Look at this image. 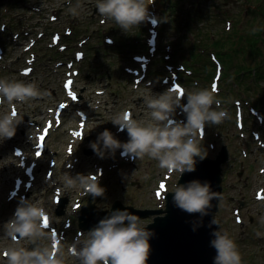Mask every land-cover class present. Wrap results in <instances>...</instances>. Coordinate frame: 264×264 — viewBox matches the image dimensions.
I'll use <instances>...</instances> for the list:
<instances>
[{
  "label": "rangeland",
  "instance_id": "1",
  "mask_svg": "<svg viewBox=\"0 0 264 264\" xmlns=\"http://www.w3.org/2000/svg\"><path fill=\"white\" fill-rule=\"evenodd\" d=\"M80 3V14L74 17L68 11L67 0H0V43L4 48L0 59V78L35 83L47 93L27 104H15L22 122L13 138L0 141V264H6L2 253L12 246V242L4 237L3 225L14 216L22 199L45 210L50 226L47 231H59L58 241L65 252L79 232L86 235L89 231L79 228L77 217L81 210L79 205L87 204L90 196L85 195L83 189H65L62 183L65 172L73 177L90 173L100 175V186L106 191L104 196L93 199V202L97 199L99 209L111 208L116 199L135 208L164 207L162 194L158 196L157 193L173 191L179 173L167 174L148 157L142 161L123 157L119 154L121 149H117L114 155L107 152L104 158H100L90 145L106 129L122 143L127 142L128 134L119 132L111 122L115 114L130 108L134 119H150L144 97L169 89L161 81L163 76L170 75L165 63L172 64L173 57L181 56V60H186L192 51L204 55L210 51L228 54L227 58L222 56L225 60L221 63L222 75L217 79L216 98L222 101L221 107L228 112L229 118L218 126L205 127L201 148L207 156L215 157L223 145L228 147L230 158L223 165V198L218 216L223 230L237 244L242 264H264V226L259 223L264 217V201L255 197L258 189H264V80L257 79L255 71L246 74L243 84L240 79L236 80L244 66L255 69L257 60L263 61L264 0H154L149 5V15H157L159 23L154 25L146 20L129 33L121 30L114 21H103L98 14L96 0H80ZM67 29L71 30V39L76 42L91 38L89 41L95 49L93 55L88 54L76 66L80 68V74L74 88L81 91L82 99L69 104L63 112V123L60 120L55 123L57 128L50 131L40 155H37L36 136L42 132L45 120H53L49 109L70 101L62 88L68 67L66 63L58 62L73 59L79 44L67 41L64 36ZM60 31L63 34L61 41L67 45L66 51L58 50L51 42L53 35ZM110 34L117 42L110 44L112 50L105 51L102 49L106 46L104 40ZM153 34L157 37V49L155 55H151L153 62L159 57L158 48L167 56L160 64L163 76H157V67L150 68L147 77L137 84L135 76L129 74L126 67H134L131 61L133 54L148 53L144 45ZM30 37L35 39L34 45L29 46ZM252 41L261 49V54L250 55L256 47L249 49ZM200 45H205V48ZM236 47L239 52H234ZM84 49L87 50V44ZM198 58L202 60L205 57ZM232 62L234 65L230 67ZM189 64L196 72L184 81L187 91L211 89L213 74L208 78L203 70L198 71L193 61ZM28 65L33 66V71L30 75H23L21 70ZM208 67L214 68L212 64ZM252 75L256 77V82L252 81ZM247 84H251L252 88H246ZM254 103L257 116L250 110ZM5 109L9 111L11 106L6 101L0 102V115L6 112ZM78 109L88 112L84 138L73 133L79 127ZM237 111L241 113L243 123L237 119ZM174 118L186 122V115L180 109H177ZM257 134L260 137L257 138ZM28 135L32 137L28 139L32 142L30 145L25 140L17 141L20 136ZM73 139L76 140L72 142ZM14 147L23 149V158L11 156ZM12 161L16 163L17 170L11 173ZM68 163H72V168L67 167ZM29 164L34 165L33 176L25 174V167ZM145 176L148 179H144ZM17 178L21 180L22 188L16 198L11 199L8 195ZM27 181L31 184L29 187L25 186ZM161 184L165 185L164 189H161ZM54 191L60 192V196L67 200L60 215L57 212L61 208L53 202L54 195H58ZM151 220V217L141 218L140 222L145 226ZM257 232L261 235L257 236ZM28 244L31 246L28 241L20 242L23 247H29ZM66 264H78V261L68 256Z\"/></svg>",
  "mask_w": 264,
  "mask_h": 264
},
{
  "label": "clouds",
  "instance_id": "2",
  "mask_svg": "<svg viewBox=\"0 0 264 264\" xmlns=\"http://www.w3.org/2000/svg\"><path fill=\"white\" fill-rule=\"evenodd\" d=\"M153 3L154 0H96V8L103 21H114L121 30L129 33L150 18L149 5ZM67 4L72 16L80 14V0L75 3L67 0ZM46 95L35 83L0 78V102L6 101L11 106L0 115V141L13 138L22 122L15 104H27ZM185 98L187 103L182 102ZM144 104L150 110L147 121L134 119L127 109L115 114L111 122L119 131L126 130L129 139L122 143L106 129L90 145L100 158L107 152L114 155L117 149H122L123 157L139 161L148 157L167 174L191 173L196 170V158L207 157V152L201 148L205 127L218 126L229 118L228 112L221 107L222 101L216 98L214 86L183 90V93L169 88L161 94L145 96ZM177 109L186 115V122L174 118ZM67 167L72 168V163ZM99 180L100 175L91 173L73 177L65 172L62 177L65 189H83L85 195L94 197L105 195L106 190ZM172 193L176 207L201 216L208 215L214 199L220 200L219 193L212 191L208 183L198 180L177 185ZM46 216L42 207L26 199L20 201L14 216L3 225L4 237L12 242V246L2 253L6 264H66L68 256L75 257L78 264H148L153 233L141 225L137 215L127 210L113 211L86 235L79 232L66 252L57 245L55 233L47 231ZM259 223L264 226V217ZM211 225H218L215 217ZM212 235L214 239L210 245L216 250L214 264H242L238 246L226 232L217 230ZM21 241H28L31 247L20 246Z\"/></svg>",
  "mask_w": 264,
  "mask_h": 264
},
{
  "label": "water",
  "instance_id": "3",
  "mask_svg": "<svg viewBox=\"0 0 264 264\" xmlns=\"http://www.w3.org/2000/svg\"><path fill=\"white\" fill-rule=\"evenodd\" d=\"M228 159L229 152L226 145H223L215 158L207 156L201 160L197 157L196 170L182 174L178 185H187L194 180L208 183L212 191L219 193L221 199L222 164ZM172 192H167L165 208L160 209L135 208L132 205L123 204L118 199L111 208L99 209L93 202L94 196H90L88 203L80 210L79 226L90 231L100 220L116 210H127L140 219L152 217V221L143 226L153 233L150 238L151 254L148 264H214L216 250L211 247L210 242L214 239L212 233L221 230V219L216 217L220 200L214 199L211 202L212 207L206 216L188 214L175 206ZM65 203L66 199H63L61 209ZM214 217L218 225L210 226Z\"/></svg>",
  "mask_w": 264,
  "mask_h": 264
},
{
  "label": "trees",
  "instance_id": "4",
  "mask_svg": "<svg viewBox=\"0 0 264 264\" xmlns=\"http://www.w3.org/2000/svg\"><path fill=\"white\" fill-rule=\"evenodd\" d=\"M250 41H251V39H249ZM255 41H257V39L255 38L254 39ZM217 42H220V40H218ZM215 43V42H214ZM203 46H205V45H203ZM219 46V45H218ZM256 46V44H254V42L252 41V43H251V45H250V48L249 49H252V47H255ZM223 49V48H222ZM231 49V48H230ZM254 49H257V50H254ZM240 51V49L239 48H234V52H239ZM251 54L250 55H253V54H255V53H258L257 55H259V54H261V49L259 48V47H255V48H253L251 51ZM195 53V52H194ZM256 55V56H257ZM201 57L203 56V55H200ZM221 57L222 56H224V57H228V54L225 52V53H223V51H221V55H220ZM207 57V56H206ZM209 58V57H208ZM206 59V58H204V61L202 62H200V60H196V65H197V67H198V71H200V70H203L205 73H206V75H208V78H210L211 77V75L213 74V72H214V69L215 68H211V67H208L209 66V64H210V59ZM223 58V57H222ZM200 62V63H199ZM230 64V63H229ZM233 65H234V63L232 62V64H230V67H233ZM211 66V65H210ZM212 66L214 67V65L212 64ZM242 66V65H241ZM256 68L254 69H252V68H250V67H247V66H244L243 67V69H241V73H239V77L238 78H236V80L237 79H240L241 81H240V83L241 84H243V82L245 81L244 80V78H245V76H246V74L247 73H249V74H253V72L255 71V74L257 75V79L259 78V79H263L264 80V69H263V67H264V56H263V61H258L257 60V62H256V66H255ZM262 68V69H261ZM232 68H230V70H231ZM203 71H201V72H203ZM227 72H228V69H227ZM248 76H251V75H248ZM256 80V77L254 76V75H252V81H254V82H256L255 81ZM245 83V82H244ZM251 84H247V87H248V89H250V88H252L251 86H250Z\"/></svg>",
  "mask_w": 264,
  "mask_h": 264
},
{
  "label": "snow or ice",
  "instance_id": "5",
  "mask_svg": "<svg viewBox=\"0 0 264 264\" xmlns=\"http://www.w3.org/2000/svg\"><path fill=\"white\" fill-rule=\"evenodd\" d=\"M70 85H71V81H69V82L66 84V87H69V88H70ZM213 86H214V88L216 89V86H215V85H213ZM176 90L179 91V92H181V93H183V90L180 89L179 87H177ZM73 99H76V97L73 96ZM77 135H81V134H80V133H77ZM40 140H41V142H43V141L45 140V137H44V136H41V137H40ZM37 155H40V153L38 152ZM160 187H161V189H164V188H165V185H164V184H161ZM157 195L160 196L161 193L158 192ZM260 198H261V199H264V194H261V195H260ZM44 222H45V225H46L47 227H49V218H48L47 216L45 217Z\"/></svg>",
  "mask_w": 264,
  "mask_h": 264
},
{
  "label": "bare ground",
  "instance_id": "6",
  "mask_svg": "<svg viewBox=\"0 0 264 264\" xmlns=\"http://www.w3.org/2000/svg\"><path fill=\"white\" fill-rule=\"evenodd\" d=\"M5 111H6V109H5ZM29 136H31V135H28V136H26V137H24V136H20L21 138H18V140L17 141H19V142H23L24 140L27 142V144H31L32 142L31 141H29L30 139H32V137H29ZM22 138H24V139H22ZM29 139V140H28ZM16 141V140H15ZM11 156H13L14 157V154H12ZM18 158H20V157H18ZM26 158H28L27 156H26ZM16 163L14 162V161H12V164H10L11 165V169H10V172L12 173V172H16V165H15ZM5 167L6 168H8L6 165H5ZM50 227V226H49ZM58 244H59V241H56ZM57 244V245H58ZM60 246V245H59Z\"/></svg>",
  "mask_w": 264,
  "mask_h": 264
}]
</instances>
